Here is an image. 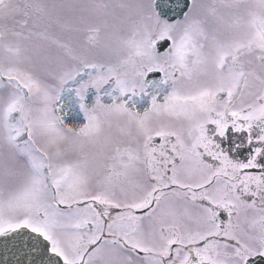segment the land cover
I'll use <instances>...</instances> for the list:
<instances>
[{
	"label": "snow or ice",
	"instance_id": "obj_1",
	"mask_svg": "<svg viewBox=\"0 0 264 264\" xmlns=\"http://www.w3.org/2000/svg\"><path fill=\"white\" fill-rule=\"evenodd\" d=\"M0 264H264V0H0Z\"/></svg>",
	"mask_w": 264,
	"mask_h": 264
}]
</instances>
